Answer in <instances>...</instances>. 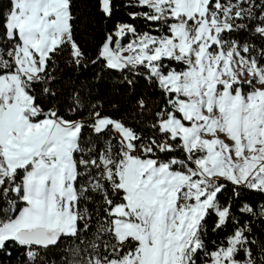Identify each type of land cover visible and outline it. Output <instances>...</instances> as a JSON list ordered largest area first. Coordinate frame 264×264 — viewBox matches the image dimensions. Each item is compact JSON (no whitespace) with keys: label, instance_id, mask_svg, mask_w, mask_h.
I'll list each match as a JSON object with an SVG mask.
<instances>
[{"label":"snow or ice","instance_id":"obj_1","mask_svg":"<svg viewBox=\"0 0 264 264\" xmlns=\"http://www.w3.org/2000/svg\"><path fill=\"white\" fill-rule=\"evenodd\" d=\"M7 3L0 252L56 264L47 253L70 239L62 264H264L253 228L264 203L241 198L264 196V0H124L146 30L117 22L91 60L74 36V0ZM98 7L112 19L115 0ZM249 28L252 41L232 38ZM65 54L130 86L143 77L161 103L146 112L138 99L147 118L133 126L77 90L61 100L51 83ZM211 216L224 235L209 249Z\"/></svg>","mask_w":264,"mask_h":264},{"label":"trees","instance_id":"obj_2","mask_svg":"<svg viewBox=\"0 0 264 264\" xmlns=\"http://www.w3.org/2000/svg\"><path fill=\"white\" fill-rule=\"evenodd\" d=\"M116 11L112 19H106L99 11L98 0H74V20L73 31L76 41L85 51L89 60L95 58L98 46L103 42L105 34L111 31L117 22L134 24L138 30H146V25L143 20H132L127 15L128 12L136 11V9L124 7V0H115ZM0 5L6 9L8 6L7 0H0ZM232 38L240 43L252 41L254 37L251 35V28L248 31L241 30L233 33ZM257 43H259L257 41ZM56 62L59 65L58 69L53 73L55 80L51 83L53 91H55L61 100L68 98L74 90L81 92L90 102L99 101L103 105L105 112L112 114L114 118L122 119L125 122H130L134 126L135 123H142L147 117L137 115L138 99L143 98L147 105L145 111L152 109L154 105L161 103L157 89L149 85L143 77H136L133 85H128L117 73L100 72V65L92 66L89 64L87 69H77L69 61L65 54L62 57H57ZM100 73V78L97 79V74ZM89 93L91 95L89 96ZM230 192H226L222 199H227ZM242 201L252 205L264 203V196H261L255 191H244L241 193ZM89 212L94 209L93 204L88 206ZM81 212L84 210V205L80 206ZM216 217L211 216L208 219V247L211 249L212 240L223 238V233L217 235L212 233ZM257 236L264 238V223L257 221L253 225ZM231 231V228L228 229ZM79 243V241H76ZM73 241L67 239L60 244L58 248H52L47 253L49 261H55L56 264H62V257L68 255L64 251L66 248L73 247ZM12 255L9 257L3 252H0V264H23L24 257L21 249L11 247L9 249Z\"/></svg>","mask_w":264,"mask_h":264}]
</instances>
